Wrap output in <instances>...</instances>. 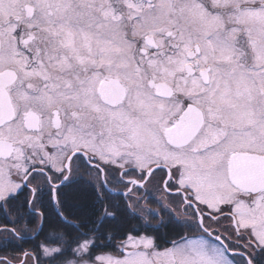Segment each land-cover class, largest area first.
<instances>
[{"label":"snow or ice","instance_id":"obj_1","mask_svg":"<svg viewBox=\"0 0 264 264\" xmlns=\"http://www.w3.org/2000/svg\"><path fill=\"white\" fill-rule=\"evenodd\" d=\"M0 212L17 264H264V0H0Z\"/></svg>","mask_w":264,"mask_h":264},{"label":"flooded vegetation","instance_id":"obj_2","mask_svg":"<svg viewBox=\"0 0 264 264\" xmlns=\"http://www.w3.org/2000/svg\"><path fill=\"white\" fill-rule=\"evenodd\" d=\"M113 187H118L117 185H113ZM138 195H140L141 193H137ZM155 195L157 197H159L161 195L160 192H155ZM148 203L152 206V207H157V205L154 203V201L149 198ZM177 211H181L180 209H177ZM3 219V213L0 212V220ZM35 221H31L29 224V227H34ZM17 227V231H19L21 233V237L20 239H18L16 242L9 244L8 246L4 247V246H0V252H4V253H0V255H5V256H13V253L15 250H25V249H29L33 243L35 242L36 239V234L31 233L30 231L27 230H22V225H16Z\"/></svg>","mask_w":264,"mask_h":264},{"label":"rangeland","instance_id":"obj_3","mask_svg":"<svg viewBox=\"0 0 264 264\" xmlns=\"http://www.w3.org/2000/svg\"><path fill=\"white\" fill-rule=\"evenodd\" d=\"M32 233V232H31ZM24 250H15L13 253V256H5V255H0V264H3V262L8 261L11 262V264H17V259L21 256L22 252ZM4 253V252H0Z\"/></svg>","mask_w":264,"mask_h":264},{"label":"trees","instance_id":"obj_4","mask_svg":"<svg viewBox=\"0 0 264 264\" xmlns=\"http://www.w3.org/2000/svg\"><path fill=\"white\" fill-rule=\"evenodd\" d=\"M15 252V251H14Z\"/></svg>","mask_w":264,"mask_h":264}]
</instances>
